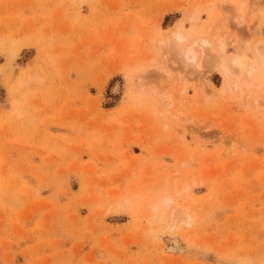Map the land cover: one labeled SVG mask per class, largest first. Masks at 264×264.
<instances>
[{
	"label": "rangeland",
	"instance_id": "1",
	"mask_svg": "<svg viewBox=\"0 0 264 264\" xmlns=\"http://www.w3.org/2000/svg\"><path fill=\"white\" fill-rule=\"evenodd\" d=\"M262 49L264 0H0V264H264Z\"/></svg>",
	"mask_w": 264,
	"mask_h": 264
},
{
	"label": "bare ground",
	"instance_id": "2",
	"mask_svg": "<svg viewBox=\"0 0 264 264\" xmlns=\"http://www.w3.org/2000/svg\"><path fill=\"white\" fill-rule=\"evenodd\" d=\"M241 10H242V7L240 8ZM192 20V22L195 20H197V16L196 15H192L191 16V19H190V21ZM194 21V22H195ZM193 22V23H194ZM196 23V22H195ZM173 35H174V37L177 39V40H179V41H183L185 38H186V36L180 31V30H178V28L174 31V33H173ZM206 40L207 39H204L203 40V42L205 43V44H207V45H211L212 44V42L211 41H208L207 43H206ZM262 40V39H261ZM211 42V43H210ZM260 42H262V41H260ZM194 43H195V45L196 44H198V42L196 43V42H193V45H192V43L191 44H189L188 46H186L185 48H184V50H183V56H184V58L186 59V60H189V61H191V63L193 62V64L194 63H196V65L198 66V67H201V63L198 61V59H197V54H196V49H195V45H194ZM199 46V45H198ZM221 46V45H220ZM259 46H261V45H259ZM263 47V46H262ZM223 48V47H222ZM225 48V47H224ZM258 49H259V47H258ZM263 50V52H261L260 53V55L261 56H264V49H262ZM221 51V50H220ZM222 53V52H221ZM221 69H222V71H223V73L225 74V76H226V78L228 79L229 77H230V69H229V67H228V65H227V63H225L224 61H221ZM117 83V82H116ZM116 85V84H115ZM117 86V85H116ZM188 186L185 184L184 186H183V188H181V189H175V193H177V194H181L183 191H188ZM165 190V188L164 187H161V191H164ZM171 198L170 197H167V196H162V197H160L159 199H155L154 201H153V204H152V207H153V210H154V213L161 207V205H168L169 204V202L171 201L170 200ZM187 209V207L185 208V210ZM189 215H187L184 219H182L181 221H183V222H185V223H190V219H189ZM171 243V242H170ZM173 243H174V241H173ZM172 245V244H171ZM170 248H171V250H175V251H177L176 249H180V246H179V244H178V242L176 241L175 242V244H174V246H170ZM181 251H182V249H181Z\"/></svg>",
	"mask_w": 264,
	"mask_h": 264
}]
</instances>
